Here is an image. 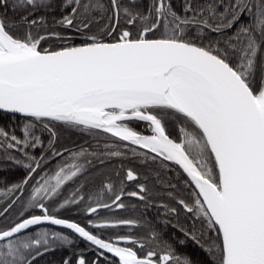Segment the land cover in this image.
Here are the masks:
<instances>
[{"label":"snow or ice","instance_id":"obj_1","mask_svg":"<svg viewBox=\"0 0 264 264\" xmlns=\"http://www.w3.org/2000/svg\"><path fill=\"white\" fill-rule=\"evenodd\" d=\"M8 6L0 0V9ZM11 8L27 30L15 34L17 25L0 14V112L23 120L0 126V163L25 174L0 189L7 201L0 216L23 203L19 217L0 228V264H38L49 252L72 248L75 241L62 231L29 233L44 224L94 246V258L71 251L59 264H264V0H181L179 11L172 0H14ZM49 14L83 42L50 31ZM53 38L65 43L42 46ZM137 122L147 134L132 126ZM57 124L88 133L96 147L60 150ZM129 155L155 165L157 176L169 162L186 174L185 186L194 185L190 202L167 193L194 220L179 228L184 239L177 242L190 240L210 259L178 254L156 230L132 235L139 226L133 219L90 216L82 226L58 215L85 201L79 189L60 199L86 171L81 159ZM57 158L50 175L45 169ZM126 181L137 190L126 191ZM148 193L129 168L119 185L103 184L89 198L96 203L87 212L124 209L125 196L146 201ZM160 207L165 217L179 215L175 206ZM120 226L129 232L105 237L104 229Z\"/></svg>","mask_w":264,"mask_h":264},{"label":"trees","instance_id":"obj_2","mask_svg":"<svg viewBox=\"0 0 264 264\" xmlns=\"http://www.w3.org/2000/svg\"><path fill=\"white\" fill-rule=\"evenodd\" d=\"M13 2L14 0H9L8 8L0 9V14L6 11L7 18L17 25L15 34L22 35L27 28L26 25L20 24V17L22 13L19 11L14 13L12 11L11 5ZM144 2L146 3L147 0H144ZM172 3L173 7L179 11L181 7V0H172ZM38 14H43V12ZM59 15V11H56L55 17L59 18ZM46 19L48 20V29L50 31L54 30L65 35L74 36V39L72 40L73 44L79 45L83 42L82 38L74 31L54 25L52 23L53 16L51 14L47 15ZM63 43L65 42L53 38L43 42L42 46H51L56 48L61 46ZM22 120L23 117L0 113V126L7 127L9 125H19ZM132 126L138 131H145L146 129L143 122L134 123ZM57 127L59 131L57 146L60 150L67 148L70 151H79L81 147H84L91 152L92 149L96 147L97 141L88 133L69 129L67 127L60 126L59 124H57ZM16 131L17 134L20 135L18 127L16 128ZM145 134H147L146 131ZM89 145H91V147H89ZM102 146L103 141H101V147ZM64 156L68 162H71L67 152L64 153ZM58 160L59 158L51 161L45 169L50 175L54 174L57 170L56 164ZM79 163L85 164L86 171L83 175L74 178L73 181H69L63 187L60 199L62 202L64 198L70 197L77 191V189H79L80 195L85 197V201L72 205L68 209H61L58 215L72 221L79 222L82 226L88 223L90 216L97 222H103L104 220L114 221L116 219H133L139 222V226L131 229L132 235L147 237L151 230H156L161 234L164 240L172 243L178 254L188 255L197 261L210 259L208 254L203 249L192 243L190 240L186 241L183 245L177 242L180 239H184L183 234L179 231V228L190 227L194 220L191 217V214L181 210L177 205L176 200L170 199L167 193L173 192L177 199H185L186 202H190V193L192 192L194 186L191 188L185 186L184 180L186 176L175 164L169 162V169L161 170L159 172V176H157V168L155 165H145L140 160L132 158L131 155H129L128 158H105L103 162H101L100 159L89 156L88 161L81 159ZM129 168L134 169L139 174L141 182L147 185L149 189L147 200L140 201L135 197L125 196L123 198L126 205L124 209L112 208L105 211H99L97 214H89L87 212L89 204L91 203L95 206L96 203L95 200L89 198L100 192L103 184L112 182L113 184L119 185L120 181L124 179L125 171ZM24 174L25 170L23 168L0 163V189L6 185L19 182L23 179ZM169 184L176 185V188H171L168 186ZM135 190H137L135 182L126 181V191ZM24 195L27 196L28 192L26 191ZM101 198L108 203L111 202L110 193H102ZM6 203L7 201L0 197V210L3 209ZM162 203H167L170 206L177 207L179 215L165 217L164 210L160 207ZM22 208V201H17L13 208L9 210V213H6L5 216H0V228L7 227L13 220H16L19 217ZM36 214H39L38 210H36ZM25 215H28V213H25ZM165 219L170 222L167 224L164 223ZM197 227H199L198 223ZM41 228L62 231L65 234L70 235L75 243L71 249L58 248L54 252L47 253L44 257L38 259V264H59L60 259L64 255L69 254L71 251L83 252L88 259L94 258V247L66 230L43 226L36 227L35 229H30L28 231L29 233H32L34 230L39 231ZM103 232L106 237L112 233H128L129 228L127 226H120L116 228L104 229Z\"/></svg>","mask_w":264,"mask_h":264},{"label":"water","instance_id":"obj_3","mask_svg":"<svg viewBox=\"0 0 264 264\" xmlns=\"http://www.w3.org/2000/svg\"><path fill=\"white\" fill-rule=\"evenodd\" d=\"M0 113H3V112H0ZM6 114H8V113H6ZM11 115H13V114H11ZM14 116H18V117H22V115L21 114H15ZM177 166V165H176ZM178 168H179V166H177ZM180 169V168H179ZM181 171H182V169H180ZM185 176H186V174H185ZM194 186V185H193ZM115 205H113V207H114ZM101 210H107V208H98V211H101ZM43 226H49V227H53V228H58V229H63V228H61L60 226H53V225H49V224H44V225H41V226H37V227H43ZM30 230V229H29ZM63 230H66V231H68V232H70L71 233V230H67V229H63ZM73 235H75V236H77L76 234H74V233H72ZM78 237V236H77ZM81 240H83L82 238H80ZM84 241V240H83ZM84 242H86V241H84ZM87 244H89L90 245V243L89 242H86ZM94 247V246H93ZM109 255H111V254H109Z\"/></svg>","mask_w":264,"mask_h":264},{"label":"flooded vegetation","instance_id":"obj_4","mask_svg":"<svg viewBox=\"0 0 264 264\" xmlns=\"http://www.w3.org/2000/svg\"><path fill=\"white\" fill-rule=\"evenodd\" d=\"M110 203H111V202H110ZM112 208H116V207L114 206V207H112ZM112 208H111V209H112ZM107 210H108V209H107ZM101 211H105V210H101ZM98 212H99V211H98ZM38 259H39V258H38Z\"/></svg>","mask_w":264,"mask_h":264},{"label":"rangeland","instance_id":"obj_5","mask_svg":"<svg viewBox=\"0 0 264 264\" xmlns=\"http://www.w3.org/2000/svg\"><path fill=\"white\" fill-rule=\"evenodd\" d=\"M27 213V212H26Z\"/></svg>","mask_w":264,"mask_h":264}]
</instances>
